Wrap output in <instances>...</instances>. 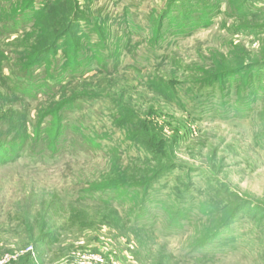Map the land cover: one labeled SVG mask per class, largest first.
Here are the masks:
<instances>
[{
  "label": "rangeland",
  "instance_id": "1",
  "mask_svg": "<svg viewBox=\"0 0 264 264\" xmlns=\"http://www.w3.org/2000/svg\"><path fill=\"white\" fill-rule=\"evenodd\" d=\"M0 52L5 264H264V0H0Z\"/></svg>",
  "mask_w": 264,
  "mask_h": 264
},
{
  "label": "trees",
  "instance_id": "2",
  "mask_svg": "<svg viewBox=\"0 0 264 264\" xmlns=\"http://www.w3.org/2000/svg\"><path fill=\"white\" fill-rule=\"evenodd\" d=\"M39 13H40L39 11L36 12L37 15H38ZM70 27H71V25H69V26H65V27H64L65 32H67V31L69 30ZM156 27H157L158 30L160 29V25H157ZM49 50H50V49H46V53H44V56L41 57L40 59L46 57V56L49 54ZM3 57H4V55L0 52V61H1V59H2ZM79 97H80V96H78V98H79ZM63 105H64V104H63ZM54 115H56V114L54 113ZM56 122H57V124H56V128H55L54 133L52 134V138H53V140H52V142H50L51 137H49V142H50V143H48V144H50V146H53V147L58 143L59 139H60L61 136L63 135V133H62V128H61L60 123H59L58 121H56ZM52 127H54L53 122L47 127L46 131H49ZM0 146H1V145H0ZM57 152H58V150L56 149V150L54 151V153H57ZM207 240H208V239H207ZM206 242H207V241H206Z\"/></svg>",
  "mask_w": 264,
  "mask_h": 264
},
{
  "label": "built area",
  "instance_id": "3",
  "mask_svg": "<svg viewBox=\"0 0 264 264\" xmlns=\"http://www.w3.org/2000/svg\"><path fill=\"white\" fill-rule=\"evenodd\" d=\"M6 261H7V260H6L5 258H1V259H0V264H5Z\"/></svg>",
  "mask_w": 264,
  "mask_h": 264
}]
</instances>
